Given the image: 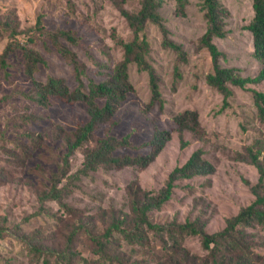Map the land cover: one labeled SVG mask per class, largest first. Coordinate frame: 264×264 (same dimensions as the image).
Segmentation results:
<instances>
[{"label": "rangeland", "instance_id": "1", "mask_svg": "<svg viewBox=\"0 0 264 264\" xmlns=\"http://www.w3.org/2000/svg\"><path fill=\"white\" fill-rule=\"evenodd\" d=\"M228 9L227 33L214 41L224 51L220 62L233 66L243 75H255L261 62L254 54L253 35L247 27L254 14L253 0H220ZM142 0H0V19H13L24 38V30L34 26L39 17L48 29L66 27L74 30L77 41H61L73 51V59L64 56L50 42L41 40L37 49L46 58L39 63L36 75L63 77L74 87L89 80L109 77L114 65L123 57V44L133 31L121 7L137 10ZM168 36L186 51H178L162 42L159 26L147 27L151 39L149 59L159 74L163 106L149 105V74L135 63L130 77L135 90L120 105L111 122L102 124L98 133L110 131L118 136L129 134L136 144L149 139L157 127L170 128L172 137L157 157L145 168L100 167L89 174L71 178L84 159L83 148L70 155V172L58 186L69 182L64 195L69 207L54 199L42 200L68 150V139L88 119L81 101L67 102L51 96L48 104L35 99L36 89L26 68L21 50L7 56L8 65L0 60V264L8 259L15 264H34L32 245L44 250H70L87 257H97L94 245L83 227L94 234L104 232L117 214L131 209L128 185L138 180L144 188L158 191L170 172L184 163L196 148H203L216 169L177 181L172 196L160 209L150 212L160 222H202L209 231L222 229L227 219L256 198L252 185L259 179L258 167L248 159V147L264 158V119L258 114L252 88L264 91V79L245 87L230 84L233 93L225 102L224 94L206 80L212 70L210 51L199 44L207 28L204 0H161ZM8 40L0 35V54ZM103 102V99H100ZM187 107L200 112L206 136L198 137L184 130L187 144L181 145L174 115ZM140 149L122 152L135 153ZM242 154H247L243 159ZM264 193V187L260 189ZM120 214V215H121ZM255 257L250 264H264V225L246 227ZM141 245L119 239L110 247L120 253L125 264H211L207 249L197 234L183 239L184 249L167 260L156 238ZM180 261L177 262L175 259ZM65 264V263H60ZM96 264H102L96 261Z\"/></svg>", "mask_w": 264, "mask_h": 264}, {"label": "trees", "instance_id": "2", "mask_svg": "<svg viewBox=\"0 0 264 264\" xmlns=\"http://www.w3.org/2000/svg\"><path fill=\"white\" fill-rule=\"evenodd\" d=\"M180 8L184 11L185 0H179ZM161 0H142L137 10H128L121 7V12L133 31L131 39L123 44V57L114 65L109 77L103 80H89L86 87L79 82L71 87L66 80L58 75L49 74L47 78L38 77L35 71L39 63H46V58L36 47L38 41H42L49 47L51 42L64 56L73 59V51L65 45L61 39L71 42L77 41V34L71 28L58 27L48 29L43 24L41 17L36 24L24 30L26 36L20 38L23 30L18 28L13 19H0V35L8 37L0 54V60L8 65L7 56L16 50H21L26 60V68L32 76L36 89L35 99L43 104L50 102L51 96H58L67 102L81 101L85 104L88 119L80 123L68 139V150L63 158L59 171L54 173L51 187L45 191L42 200L54 199L69 207L64 201V195L69 191V182L58 186V183L70 172V155L77 149L83 148L84 159L78 170L71 174V178L80 177L81 174H89L100 167L122 168L125 166L147 167L161 152L167 141L172 137L170 128L157 127L153 135L143 142L136 144L129 134L118 136L110 131L98 133L99 127L111 122L123 101L130 92L135 90L134 82L130 77V65L135 63L140 70H146L149 74L151 97L149 105L163 106V96L160 86L159 74L154 64L149 59L151 39L147 33V27L154 23L163 33V44L176 49L179 55L186 59V51L180 43L168 36L164 16L161 13ZM207 28L200 37L199 44L206 47L211 54L213 67L206 73V80L224 94L225 102L233 93L230 84L245 87L248 83L258 82L264 79V0H253L254 14L247 27L253 35L254 54L261 62V68L255 75H243L233 66H226L220 62L224 51L219 48L214 38L224 37L227 33L226 16L228 9L220 0H204ZM258 114L264 119V91L252 88ZM103 99V102L100 101ZM175 128L179 130L181 145L188 142L183 136V131L191 130L198 137L206 136L205 127L202 125L200 112L196 107H187L174 115ZM127 149H140L135 153L122 152ZM247 159V154H242ZM248 159L259 169V179L252 185L256 198L243 206L236 214L227 219L226 225L219 230L209 231L198 219H187L184 222H160L151 218L150 212L160 209L172 196L177 181L195 175L213 173L215 163L207 158L203 148H196L188 159L173 168L166 184L158 191L144 188L138 180H133L128 185L131 209L124 214H117L112 222L101 234H94L87 227H83L92 243L96 245L94 252L97 257H87L76 254L70 250H44L39 245H32V258L34 264H125V257L120 253H112L119 239L141 245L152 244V238H156L162 247L165 259H174L173 255L184 249L183 239L188 234L200 236L203 246L207 251V261L211 264H250L253 261L251 241L246 227L254 224L264 225V193L260 189L264 187V158L256 152L252 146L248 147ZM4 235L0 228V238ZM177 262L180 260L175 259ZM1 264H15L8 259ZM131 264H140L131 262ZM162 264H165L162 262ZM208 264V262L206 263Z\"/></svg>", "mask_w": 264, "mask_h": 264}]
</instances>
